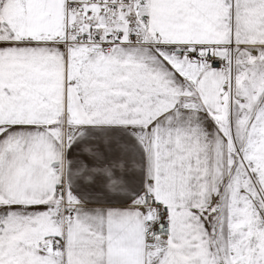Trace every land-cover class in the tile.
I'll use <instances>...</instances> for the list:
<instances>
[{
    "label": "snow or ice",
    "instance_id": "obj_1",
    "mask_svg": "<svg viewBox=\"0 0 264 264\" xmlns=\"http://www.w3.org/2000/svg\"><path fill=\"white\" fill-rule=\"evenodd\" d=\"M0 264H264V0H0Z\"/></svg>",
    "mask_w": 264,
    "mask_h": 264
}]
</instances>
